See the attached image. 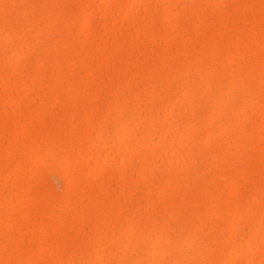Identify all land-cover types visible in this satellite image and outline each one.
I'll return each instance as SVG.
<instances>
[{"label": "bare ground", "instance_id": "6f19581e", "mask_svg": "<svg viewBox=\"0 0 264 264\" xmlns=\"http://www.w3.org/2000/svg\"><path fill=\"white\" fill-rule=\"evenodd\" d=\"M0 264H264V0H0Z\"/></svg>", "mask_w": 264, "mask_h": 264}]
</instances>
